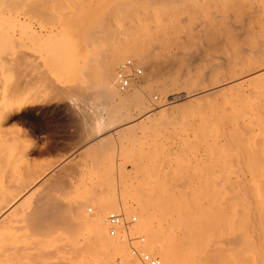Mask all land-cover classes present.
<instances>
[{
	"label": "rangeland",
	"instance_id": "1",
	"mask_svg": "<svg viewBox=\"0 0 264 264\" xmlns=\"http://www.w3.org/2000/svg\"><path fill=\"white\" fill-rule=\"evenodd\" d=\"M70 1H46L45 5L50 6L51 3L48 7L52 8L49 13L47 6L41 7V11L45 8L47 12L45 9L43 11L48 13V17L43 14L42 18L49 20H45V23L39 16L38 21H35L34 16L38 15L32 16L28 22L29 26L34 28L35 33L32 35H27L25 28L15 33L10 31L9 34H0V44L7 52L5 63L3 61L0 65V100L10 96L17 87H21L26 89L24 91H30L34 108L28 113L14 110L8 118L6 115L3 124L0 125V210H3L0 212V258L1 263L4 261L3 264H121L124 260L119 261L118 252L106 250L104 246L97 244L93 237L87 219L98 208L105 214L109 211L121 212L120 206L118 204L115 206L114 203L115 201L118 203L119 197H127L129 194L139 197L179 192L189 196L200 193V190L196 191L200 187L214 186V180L218 178L215 183L220 182L219 188L226 184L228 175L232 181L244 177L242 173L249 178L250 174L247 171L250 168L253 170V165H261V168L260 166L258 168L264 170L262 158L264 156L261 155L264 152V140L261 139L263 141L261 142L259 138L262 137L258 136L264 128L263 126L258 130L264 125L261 117L264 114L257 111L261 110L258 109L260 107L257 105L258 100L260 103L262 101L261 105L264 107V97L262 100L256 99V95H260L258 92L262 94L264 90V85L262 90L261 86H258L260 80L255 83L257 88L252 86L258 90L255 93L252 91L253 88H249L251 85L248 88L245 85L244 93L240 92V95L237 89L234 91L224 89L210 97L200 96L209 91L213 84L219 85V82L222 84L224 74L230 76L238 73L241 60L248 57L257 45L254 43L255 40L264 42V0L251 1L260 14L256 12L249 20L244 16L245 22L241 19L243 14L240 16L237 13L239 11L237 3L228 0ZM60 2L64 4V8ZM49 14L53 17L50 15V18ZM53 18H57L53 25L47 23L53 21ZM109 21L113 22V25ZM43 24L47 30L43 29ZM242 24H250L253 28L247 29L246 32L242 30ZM38 25L43 26L42 29L39 30ZM50 25L51 27H47ZM240 27L243 31L241 33L238 31ZM64 33L66 38L62 37ZM252 34H255V37H252ZM15 36L17 43L23 38L29 43H26L24 48L15 41L14 44L17 46L13 44L14 47L11 42L15 40ZM212 36L216 37L215 41V37ZM39 40L43 42L48 40L49 44L46 42L44 45L43 42L39 44ZM58 42L60 46L63 45V51L57 48ZM66 42H69V45ZM119 44L137 45L143 51L147 48L145 51L156 54L159 62L171 63L173 68L170 64V69L166 71L169 73L163 71L164 75L160 73L158 78L151 80L149 85L141 89L143 105H124L119 111L114 112L90 109L92 104L100 102L92 89L98 86L97 75L102 62L112 55ZM41 45L45 46V51ZM19 48L21 50L24 48V51L32 54L26 67L15 60ZM47 48L50 49L49 54L53 56L45 54L49 51ZM170 52L174 57L171 56L172 59L168 62ZM179 56L183 58L179 59ZM33 58L34 61H31ZM127 58L128 56H124L118 60L114 71L116 65ZM32 62L34 63L31 64ZM97 63L101 64L100 68ZM135 63L139 66L138 62ZM31 65L33 67L29 71ZM22 66L24 70L28 67L27 70L21 68L20 71L19 68ZM177 68L181 69L178 71ZM22 70L26 73L27 80L18 83V79L25 77ZM141 70L139 81L145 76L142 67ZM39 72H42L41 77L36 76ZM28 74L33 75L32 79ZM169 79L179 81L178 85L163 96L161 94L163 83ZM261 82L264 83V76ZM86 84L89 86L91 84L93 93L89 92L90 88L88 90ZM193 88V93L199 91L200 94L197 96L200 97H192ZM132 89H135L133 85L128 91ZM248 90L251 92L250 95ZM66 91V94H61ZM187 91L188 95L182 101L167 104L170 93L183 94ZM70 92L74 95H70ZM40 99L45 102L39 104ZM239 104H243L244 106H240L244 109ZM167 106L169 107L167 109L145 113L146 109ZM239 107L242 110H239ZM242 111L244 114H240ZM248 111L251 116L247 114ZM224 112L225 115L222 114ZM242 114L244 117L241 121L247 120L244 121V125L251 126L249 130H244L242 124L244 122L238 121L237 117L240 118L239 115L242 117ZM98 117L111 119L112 122L109 127L92 134L89 130L93 132L92 127H89L92 120ZM241 132L242 136L246 134L243 138H247V141L243 140ZM262 134L264 138V133ZM256 144H259V147L263 145L260 148L262 151L255 146ZM241 146L247 150L244 151ZM241 151L243 154L248 152L252 162L245 160L249 158L240 155ZM240 161L243 164L248 162L253 164L249 165L250 168L248 166L242 169L243 164ZM224 187L220 189L226 190ZM220 189L215 192L219 193ZM223 190L221 192H227ZM42 195L46 199L51 197L60 202L63 210L60 208L58 212L64 215L59 220L36 225L33 220V207L37 197ZM6 203L9 205L7 209L4 207ZM89 207L92 209L91 212L87 211ZM133 215L136 220L121 241L127 257L138 261L129 250V245L138 244L135 241L129 243L128 239L144 236L135 227L140 217L135 211L124 214L125 218ZM142 247L145 248L144 244ZM263 247L264 244L258 245L253 264H264V252H261Z\"/></svg>",
	"mask_w": 264,
	"mask_h": 264
},
{
	"label": "bare ground",
	"instance_id": "2",
	"mask_svg": "<svg viewBox=\"0 0 264 264\" xmlns=\"http://www.w3.org/2000/svg\"><path fill=\"white\" fill-rule=\"evenodd\" d=\"M46 1L51 2V0H0V34H7L10 31L15 33L16 31L20 30L21 28L23 30L25 28L27 35L34 34L35 33L33 30L34 28L32 29V27L29 26L28 22L30 21V19L34 15H38L37 17L34 16L35 21H36L37 18H39V16H41L40 18H42V15L46 14L47 9H45L46 8L45 6H47V8H49L51 6V3H50V6H49V4L45 5ZM64 1H66V0H63V2ZM175 1H177V0H174V2ZM228 1L233 2V3H237V6L239 8V11L237 13L240 16H242V14H243L241 19L244 22H245V20L243 19L244 16H246V18H248V20H249V19H251V17L254 16V14L256 12L257 13L259 12L257 10L258 8L256 7V5L253 6V4L251 3L252 0H228ZM134 2H136V1L134 0ZM61 4H62V7L64 8L65 7V6H63L64 4L63 3H61ZM67 4H68V2H67ZM69 4H71V1ZM43 6L45 7L43 9H45L46 12L43 11V9L41 11V7H43ZM19 8L21 10L18 11ZM51 8L48 9V12L50 11ZM229 11H231V10H229ZM226 12L229 14V12L227 10H226ZM47 14H46V16H47ZM259 14H260V12L258 13V15ZM50 15L51 14H49V17H50ZM51 17H53V15H51ZM104 17H102V19ZM53 19H54L53 21H51V22L48 21L47 23L52 24L56 21L57 18H53ZM40 20L43 21L44 19L42 18ZM45 20H46V18H45ZM45 20H44V22L46 23V21L49 19L47 18V20L46 21ZM118 20H120V19H118ZM42 21H39V22L43 23ZM39 22H38V24L40 25L41 23H39ZM126 23H127V21H126ZM44 24H43V26H44ZM250 24H252V23L250 22ZM250 24L249 25H245V24L243 25L242 24V30H244L246 32H248L247 29L251 30L253 27L251 28ZM43 26H41V27H43ZM126 26H125V28L127 29ZM152 26H154V25H152ZM41 27L39 26V30L42 29ZM47 27H51V25L47 26ZM62 27L63 26H61V28ZM105 27L108 28V26H105ZM212 27H214V25H212ZM44 28H45V26L43 27V29ZM55 28H57V27H55ZM113 28H114V26H113ZM152 28H154V27H152ZM236 28H239V27H236ZM67 29H69V28H67ZM96 29H98V28H96ZM131 29H133V27ZM190 29H192V28H190ZM240 30H241V27L238 31L240 33L243 32L242 30L241 31ZM42 31H44V30H42ZM94 31L96 32V30H94ZM116 31H114L115 34H116ZM118 31H119V29H118ZM52 32H53V30H52ZM14 33H12V34L14 35ZM36 33H38V32H36ZM119 33L121 34V31ZM228 33H229V31H228ZM17 34H19V33H17ZM39 34H42V33L39 32ZM89 34H90V32H89ZM89 34H88V36H90ZM91 34H92V32H91ZM36 35H38V34H36ZM237 35H238V33H237ZM20 36L22 37V35H20ZM23 36H25V35H23ZM95 36L97 37V35H95ZM117 36H115V37H117ZM194 36L195 35L193 34V37ZM239 36L241 37V34ZM62 37L66 38L65 33ZM96 37H94V38H96ZM212 37H215V36H212ZM252 37H255V34H252ZM91 38H92V36H91ZM89 39H90V37H89ZM25 40L26 39L23 38L17 43L16 36H15V40L14 41L11 40L12 41L11 43L13 45L14 42L16 41L17 45L19 44L20 46L24 47L27 43ZM171 40L172 39H170V41ZM215 40H216V37H215L214 41ZM47 41H44V42L49 44V42H47ZM103 41H105V40H103ZM168 41H169V39H168ZM218 41H220V40L218 39ZM39 42L38 43L41 44L43 41L39 40ZM44 42H43V45H44ZM209 43H211V42H209ZM213 43H215V42H213ZM254 43H256L257 45L256 46L254 45L255 47L252 50V53L248 57H245L241 60L239 68L237 67L239 70L237 74L233 73L230 76H225V74H224L223 77L224 76L225 77L224 78L222 77V80H221L222 84H221V82H219L220 83L219 85L213 84L212 88L209 91L207 90L204 94H201L200 96L201 97L202 96H209L210 97L212 94L220 93L224 89H229V90L233 89L231 91H234L237 89V90H239L238 93L240 95V92L244 93L243 87L245 85L247 86V88L249 85H251V87H249V88H253L252 86L253 85L255 86V83H258L259 80H260V83H259V85L258 84L257 85L259 87L261 86L260 88L262 90V85H264V83L261 84L262 83L261 79L264 76V42H262V41L257 42L255 40ZM59 44H60V42L57 43V48L59 49V51H60V49H61V51H63L64 50V48L62 47L63 45L60 46ZM93 44H95V43H93ZM122 44H124V43H122ZM126 44H127V42H126ZM126 44L123 46L119 44L120 46L114 50L112 55L110 54L111 56L108 55L109 57H107L102 62V65L97 63L99 68L101 65V69L98 68L100 70L98 75H97V77H98L97 85L98 86L95 85L97 87L95 89H92L90 87L91 84H90V86L87 84L86 85L88 86V90L90 88L89 92L91 91V89H92V91L94 90L93 91L94 93L92 91L90 93H93L94 95H96V97L99 98L100 102L97 104H92V106H90V109L92 108L95 111L99 109L102 112L103 111L114 112V111H119L122 108V106H124V105H143L144 99H143V95L141 94V89H143V87L149 85L151 80L154 81L156 78H158L160 73L162 74L163 71L166 72L168 69H170L171 65L173 68V64H171V63H170L171 65H170V64H167L164 62L162 63V61L159 62L160 60L157 59L156 54L149 52V51H145L147 48H144V51H143V49L139 48V46L137 47V45L131 46L130 45L131 43L129 45H126ZM191 44H193V43L191 42ZM14 45L17 46L16 44H14ZM67 45H69V42L67 43ZM132 45H134V44H132ZM138 45H140V44L138 43ZM167 45L169 46V44H167ZM167 45L165 47H167ZM211 45H212V43H211ZM214 45H216V44H214ZM0 46H1V44H0ZM2 47L3 46H1L0 49ZM35 47L36 46H33V48H35ZM214 47H216V46H214ZM24 48L22 50L19 48V50L16 53L15 60L17 61L18 64H21V65L25 64L23 66L26 67V66H28L27 64L30 63L29 60L32 58V54H30L26 50L24 51ZM42 48H44V51L46 50L45 46H42ZM192 48H193V46H192ZM195 48H197V47H194V49ZM200 48H201V46H200ZM30 49H32V48H30ZM47 49H49V48H47ZM239 49H237V50H239ZM1 50L2 51H0V65H2L3 61H4L3 63H5V61L7 59V52L3 48ZM16 50H17V48H16ZM33 50L35 51V49H33ZM195 51H197V49ZM30 52H32V51H30ZM96 52L98 53V51H96ZM177 52H178V50H177ZM46 53L49 54L50 49L48 52H45V54ZM194 54L196 55V53H194ZM49 55L53 56L51 54H49ZM49 55H47V56H49ZM183 55H184V53H183ZM105 56H107V55H105ZM124 56H128L129 59H132L134 62H138L140 68L142 67L144 69V73H145L144 75L145 76H143V79L141 81L138 80L142 74V70H141V74L137 78L132 79V82L129 84L128 87H126L123 90H120L116 85V78H115L116 68H117L119 63L116 65L115 71H114V67H115V64L117 63V61L120 60L121 58H123ZM168 56L170 57V59H169V57L167 59H169L168 62H170L172 57H174V56L171 55V52ZM192 56H193V54H192ZM200 56L201 55H199L198 57H200ZM34 57H36V56H34ZM184 57L186 58V55ZM198 57H197V59H198ZM103 58H105V57H103ZM178 58L180 59L183 57L179 56ZM173 59H176V58H173ZM182 60L184 61V59H182ZM188 60H189V58H188ZM206 60L208 61V58ZM31 61H34V58ZM164 61H165V59H164ZM33 63L34 62H32L31 64H33ZM237 63H238V60H237ZM97 65H96V68L98 67ZM23 66L19 68L20 71H21V68H23ZM31 67H33V65L29 66L30 69L27 67L29 71L31 70ZM27 68L25 70H27ZM180 69L177 68L178 71ZM23 70H24V68H23ZM23 70H22V73H23ZM182 70H183V68H182ZM182 70H181V72H182ZM205 70H207V69H205ZM79 72H80V70H79ZM165 72H164V74H165ZM203 72H206V71H202V73ZM167 73H169V72H166V74ZM25 74L26 73H23L22 75L25 76ZM38 74L36 76H39V77L42 76V72L41 73L39 72ZM164 74H162V75H164ZM30 75H31V77H30ZM30 75L28 74V77L32 79L33 75L32 74H30ZM18 77L20 78L21 76H18ZM26 77H27V75L24 78L21 77V79H18L17 82L18 83L24 82L25 80H27V79H25ZM43 77H44V75H43ZM45 77L47 78V76H45ZM86 78H84V79H86ZM188 78H189V76H188ZM178 82H176L173 79H169V80L165 81L163 83V86L161 89V94L163 96H165L168 92L172 91L174 88L177 87ZM85 83H86V81H85ZM85 83L83 82V85H85ZM132 85L135 87V89L128 91ZM24 89L25 88L22 89L21 87H17L10 96L0 100V125L3 124L6 115L8 118V115H10V113H12L14 110L15 111L18 110L19 112H25V113L33 111V109H34L32 107L33 100L31 98L30 91L29 92H28V90L24 91ZM70 89H69V91H72ZM193 90H194V88L192 89L191 93H193ZM250 90H252V89H250ZM252 91L255 93V91H258V90L257 89L255 90V88H253ZM195 92H196V90H195ZM198 92L193 93L192 97L200 94ZM247 92H249L248 95L251 94V92L249 90ZM263 92H264V90H262V94H261V92H258V93H260V95L257 93L258 96L256 95V97H257L256 99H261L262 97H264ZM64 93L66 94L67 91L62 92L61 94H64ZM69 94L74 95V94H71V92ZM187 95H188V91L183 93V94H181L179 92L178 93L177 92L170 93L168 95V98H167V104H170V103L172 104L174 102L182 101V99L187 97ZM75 96H79V95H75ZM75 96H74V98H75ZM80 96H81V94H80ZM200 96H197V97H200ZM252 97L254 98L255 96H252ZM83 98H84V96H83ZM247 99H249V98H247ZM256 99H254V100H256ZM44 102L45 101L43 99L39 100V104H41V103L43 104ZM46 102H48V101H46ZM263 102H264V98H263ZM256 103H257V101H256ZM258 103H257V105H260V107L257 106L258 109L260 108L262 110V111L257 110L258 113L260 111V114H261V112H263V114H264V107L261 105V104H263L262 101L260 103V100H258ZM240 105H243V104H239V106ZM82 106H84V105H82ZM261 106L263 107V109L261 108ZM240 107L238 109L242 110V109H240ZM146 108H147V106H146ZM167 108H169V107L168 106L165 108H162V107L155 108L154 107V108H152L153 110L152 109H149V110L146 109L145 113H149L150 111H160V110L167 109ZM241 108H243V107H241ZM245 108H246V105H245ZM247 108H248V106H247ZM254 108H253V110H254ZM94 110H92V111H94ZM237 112L238 111H236V113ZM254 112H255V110H254ZM241 113H243V111L240 112V114ZM248 113L251 116V113L249 111L247 112V114ZM222 114L225 115V112ZM239 116H240V118L237 116H235V117H237L238 121L240 122L241 120H243L242 118L244 117V115L242 117H241V115H239ZM250 116L245 115V117H250ZM261 117L264 120V118H263L264 116H261ZM110 120L109 119L105 120L103 117H98V118L92 120V123H91L89 128L92 127L93 132H91V129H89L90 133L93 134V133H96L99 129L109 127L110 126L109 124L112 122ZM244 121H247V120H244ZM244 121H241L240 123H242ZM227 122L229 123V121H227ZM239 122H238V124H239ZM242 124H243V128H245L244 130H249L251 128V126L244 125L245 122ZM241 125H240V129H242ZM255 126L257 129V123L255 124ZM263 126L264 125H261V127H259L258 130H260V128L262 129ZM263 129H262V132L264 133ZM262 132H261V134H258V136L261 135V137H262V138H259L260 140L261 139L264 140ZM255 133H259V132H255ZM239 135H240V133H239ZM245 135L243 134L244 137H246ZM234 136H236V134ZM241 136H242V132H241ZM243 136H242V138H243ZM246 139L243 138L244 141H247ZM236 141H237V139H236ZM261 142H263V141L261 140ZM263 145H262V147H263ZM255 146L259 147L260 145L256 144ZM262 147H259V150ZM241 148L243 149L244 146H241ZM245 148H246V143H245ZM245 148H244V151L247 150ZM260 151H262V150H260ZM263 151H264V149H263ZM241 152H242V154H240V155L248 156L247 158H249V159H245V160L251 161V159H250L251 157L249 156L248 152H246L244 154H243V151H241ZM238 153H240V151ZM257 153H259V152H257ZM263 153L261 154L262 156H264ZM262 158L264 160V157H262ZM239 159H240V157H239ZM242 161H243V159H242ZM242 164H241V166H242ZM252 164L250 162H248L247 164L246 163L243 164V168L238 167V166L237 167L244 169L245 167L247 168L249 165L252 166ZM238 165H239V163H238ZM244 165H246V166H244ZM263 165H264V162H263ZM250 166H249V168H250ZM259 166L261 168V165H253L252 166V168L254 167L253 170H250L251 168L248 169L249 171H247V173L250 174L249 178H246L245 173H242L244 175V177L239 178L237 176L238 179L232 181L231 180L232 178L230 177V175H228L229 176V177L227 176L228 181L226 182L227 185L225 184L224 185L225 187L222 185V187H224V189H226L227 192H221V190H223V189H220L222 187L219 188L220 182L215 183L216 181L219 180V178H218V180H214L215 182L212 181L214 179L213 178L211 181L214 182V184H213L214 186L200 187L196 191L200 190L201 192L197 193V194L193 193V194L187 196V194H183V193H179V192L178 193L177 192H175V193L163 192V193H159V194H149V195H144V196L139 195V197L134 196V195L130 196V194H129L130 197L129 196L119 197L120 199H118L119 200L118 203H117V201H115L114 204H115V206L117 204L120 206V209L124 212L123 213L121 211L123 215L129 211H135L138 213L140 219L135 224V227H136L137 231L141 232L144 235L142 237L143 238L145 237L144 238V241H145L144 250L146 252H148L149 254H152V255L158 257L160 259L161 264H253V260L257 254L258 245L260 246V244L261 245L264 244V170L259 169L258 168ZM217 168L219 171L218 166H217ZM245 171H246V169H245ZM242 172H244V171H242ZM216 176H218V175H216ZM231 176H232V174H231ZM221 181H223V180H221ZM197 186L199 187L200 185H197ZM203 186H204V184H203ZM216 186H218V187L216 188ZM217 189H220L221 193L215 192ZM193 190H194V188H193ZM206 190L207 191L210 190L209 193ZM226 190H223V191H226ZM228 190L230 192H228ZM175 191H177V190H175ZM10 201H12V200L10 199ZM59 203L57 202V200H55V199L53 200L51 197H47V199H46L45 196H43V195L38 196L36 199L35 205L33 207L34 208L33 209L34 210L33 211V213H34L33 220H34V222H36V225L40 224L42 222H46V221L51 222V221H56L57 219L59 220L60 218H62L64 214L61 215L60 212H58V211H60L59 209L63 206L60 205ZM11 204H10V206H12ZM8 206L9 205H7V203H6L4 205L5 209H7ZM113 206L114 205H112L111 208H113ZM89 208H91V207H89ZM9 210H11V209H9ZM9 210H7V211H9ZM61 210H63V209L61 208ZM1 211H3V210L1 209L0 212ZM57 215L58 216L60 215L61 217L60 216L58 217ZM105 215H106L105 212H101V210L98 208V210L92 212L91 215H89L90 216L89 219L86 218L87 221L89 220L90 229L93 233V237H94L95 241L97 242V244L99 243V245L104 246L106 248V250L112 249V250H115L116 252H118L117 254L119 255V257H118L119 261L124 260L123 263L119 262L121 264H141L140 262H138L132 258L130 259L127 257V254L124 250V244L121 241V239L125 238L124 236L128 233V230L132 227L131 226L132 224L129 225L128 227H126L125 230H122V229H120L122 231L118 230L117 235L109 236L107 233V226L104 223ZM81 218H83V217H81ZM33 242L35 243V241H33ZM33 244H32V246H34ZM32 246H30V247H32ZM40 248H43V247H40ZM261 252H264V247L261 249ZM1 260H2V258H0V264H3L4 261L1 263Z\"/></svg>",
	"mask_w": 264,
	"mask_h": 264
},
{
	"label": "built area",
	"instance_id": "3",
	"mask_svg": "<svg viewBox=\"0 0 264 264\" xmlns=\"http://www.w3.org/2000/svg\"><path fill=\"white\" fill-rule=\"evenodd\" d=\"M141 74V68L136 65L132 59H125L121 61L115 73L116 85L120 90L125 89L132 82V79L137 78ZM91 208L87 211L91 212ZM136 217L130 216L125 218L121 212L109 211L104 217V223L107 226V233L109 236L117 235L118 230H125L126 227L133 224ZM120 230V231H122ZM129 243L131 241L137 242L138 245H129V250L132 256H134L141 264H161L160 259L152 254H149L144 250L142 245L144 244V238L138 236L135 238H129Z\"/></svg>",
	"mask_w": 264,
	"mask_h": 264
},
{
	"label": "crops",
	"instance_id": "4",
	"mask_svg": "<svg viewBox=\"0 0 264 264\" xmlns=\"http://www.w3.org/2000/svg\"><path fill=\"white\" fill-rule=\"evenodd\" d=\"M58 152H61L60 150H58Z\"/></svg>",
	"mask_w": 264,
	"mask_h": 264
}]
</instances>
